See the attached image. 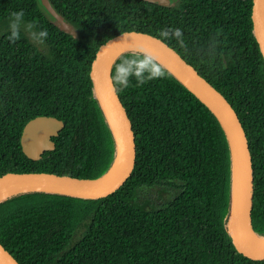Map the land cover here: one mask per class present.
I'll list each match as a JSON object with an SVG mask.
<instances>
[{"label":"trees","instance_id":"16d2710c","mask_svg":"<svg viewBox=\"0 0 264 264\" xmlns=\"http://www.w3.org/2000/svg\"><path fill=\"white\" fill-rule=\"evenodd\" d=\"M0 0V178L51 173L98 179L112 166L116 142L94 90L100 48L125 32L159 38L179 28L186 48L163 41L231 105L248 139L253 170L251 221L264 238V57L255 37L253 0ZM23 10L48 38L21 27L14 44L10 14ZM138 54L124 52L121 59ZM161 65V64H160ZM162 66V65H161ZM115 90L129 118L136 156L131 176L98 199L29 192L0 201V244L19 264H264L238 252L227 229L232 158L213 113L175 76ZM55 117V148L34 161L21 146L27 122ZM82 237L72 243L75 232Z\"/></svg>","mask_w":264,"mask_h":264},{"label":"water","instance_id":"95a60500","mask_svg":"<svg viewBox=\"0 0 264 264\" xmlns=\"http://www.w3.org/2000/svg\"><path fill=\"white\" fill-rule=\"evenodd\" d=\"M161 6H168L171 0H145ZM46 11L68 30V24L52 8L49 0H40ZM252 21L255 37L264 57V0H253ZM159 39L140 32H125L108 40L98 51L91 67V78L95 94L109 123L116 142V156L110 169L98 179H80L51 173H8L0 178V192L7 187H25L26 191L1 198L29 192H47L84 199H98L108 196L120 188L131 176L135 165L136 146L129 118L120 102L111 76L114 61L129 47H144L164 59L158 60L192 94H194L216 117L230 146L232 158L231 210L227 223L234 246L242 255L253 260H264V246L255 243L259 238L252 228L251 209L253 194V170L248 139L238 115L227 100L202 78L169 45ZM119 53L113 60L112 56ZM109 111L114 124L107 112ZM62 121L55 117L38 116L26 123L21 135L24 154L37 161L46 151H52V140L63 128ZM120 156V165L111 179L106 176ZM237 160L239 173V194L237 209H234V160ZM0 264H19L0 244Z\"/></svg>","mask_w":264,"mask_h":264},{"label":"clouds","instance_id":"9594fccd","mask_svg":"<svg viewBox=\"0 0 264 264\" xmlns=\"http://www.w3.org/2000/svg\"><path fill=\"white\" fill-rule=\"evenodd\" d=\"M25 13L23 10L15 11L10 14L8 41L12 44L21 38V27L29 31L30 38L38 44H43L49 36L46 29L36 30L39 26L35 23H24ZM183 33L179 28H163L159 31V41L175 39L181 48H186L183 41ZM165 76L162 66L157 58L148 50L140 48L138 54L125 57L115 65V75L113 85L119 86L118 90L127 89L134 79L136 86L140 87L149 81L160 79Z\"/></svg>","mask_w":264,"mask_h":264},{"label":"bare ground","instance_id":"6f19581e","mask_svg":"<svg viewBox=\"0 0 264 264\" xmlns=\"http://www.w3.org/2000/svg\"><path fill=\"white\" fill-rule=\"evenodd\" d=\"M140 48H143V49H146L144 47H141V46H137V45H134V46H131L129 47L127 50L129 51H134V52H137L139 51ZM148 50V49H146ZM150 51V50H148ZM158 60H160L161 62L165 63L164 59H162L160 56L156 55L154 52L150 51ZM119 53H116L112 56L111 60H113L115 58V56H117ZM107 110V109H106ZM113 124H114V121L109 113V111L107 110ZM115 126V124H114ZM118 165H120V156H118L117 160H116V163L114 165V167L112 168V170L109 172V174L106 176V179H111L114 175V172L116 170V168L118 167ZM234 200H233V206H234V209L236 210L237 209V204H238V194H239V173H238V164H237V160H236V157H235V160H234ZM27 188L25 187H7L6 189L2 190L0 192V199L1 198H5V197H8L10 195H13V194H16L20 191H26ZM254 241L257 245L259 246H264V240L262 239H259V238H254Z\"/></svg>","mask_w":264,"mask_h":264},{"label":"rangeland","instance_id":"374dc122","mask_svg":"<svg viewBox=\"0 0 264 264\" xmlns=\"http://www.w3.org/2000/svg\"><path fill=\"white\" fill-rule=\"evenodd\" d=\"M84 231H85V226L81 225L79 229L75 232L72 243H76L82 237Z\"/></svg>","mask_w":264,"mask_h":264}]
</instances>
